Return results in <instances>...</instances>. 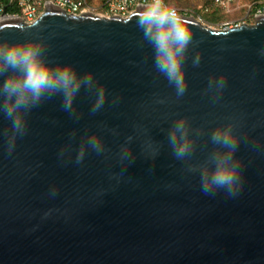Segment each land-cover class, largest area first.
Listing matches in <instances>:
<instances>
[{"label":"water","instance_id":"obj_1","mask_svg":"<svg viewBox=\"0 0 264 264\" xmlns=\"http://www.w3.org/2000/svg\"><path fill=\"white\" fill-rule=\"evenodd\" d=\"M144 5L123 16L47 3L34 21L0 20V38L35 39L51 61L95 82L72 110L60 95L33 108L11 151L0 113V264H264V14L222 28L180 14L193 42L177 96L137 26ZM221 79L222 89H208ZM97 90L104 104L93 112ZM180 118L191 160L175 159L168 143ZM229 123L240 136L242 184L234 195H206L190 169Z\"/></svg>","mask_w":264,"mask_h":264},{"label":"clouds","instance_id":"obj_2","mask_svg":"<svg viewBox=\"0 0 264 264\" xmlns=\"http://www.w3.org/2000/svg\"><path fill=\"white\" fill-rule=\"evenodd\" d=\"M187 24L177 9L166 4L165 0H146L144 10L137 14V26L154 50V67L175 87L177 96L183 95L187 89L183 66L193 42V34ZM193 64L198 66L199 59H194ZM224 85L223 79L209 80L208 89H222ZM82 87H95L93 75L81 76L70 63L51 61L41 42L0 38V113L11 125L9 151L13 147L12 140L25 133V117L33 108L54 95H60L64 110H72L73 100ZM103 104V91L97 90L92 111L99 110ZM8 134L5 130L4 135ZM167 135L174 158L191 160L194 141L190 138L191 130L186 120H175ZM209 139L215 150L202 164L190 170L199 172L201 190L206 195L219 190L234 195L242 184L241 162L236 156L240 136L235 126L229 123L214 129ZM128 140L131 141L132 137ZM88 147L98 153L103 150L95 137H89ZM82 158L83 153L77 161H82Z\"/></svg>","mask_w":264,"mask_h":264},{"label":"built area","instance_id":"obj_3","mask_svg":"<svg viewBox=\"0 0 264 264\" xmlns=\"http://www.w3.org/2000/svg\"><path fill=\"white\" fill-rule=\"evenodd\" d=\"M94 1L96 2V0ZM216 1L227 7L233 0ZM47 3L58 5L72 13H97L96 5H92L89 0H0V20L20 17L27 22L34 21L43 13L45 10L44 5ZM145 3L146 0H102L100 7L105 9L108 15L126 16L137 8L138 4ZM244 4L247 6V12H254V16L264 14V0H252L250 3L245 2ZM238 7L239 5H237Z\"/></svg>","mask_w":264,"mask_h":264},{"label":"rangeland","instance_id":"obj_4","mask_svg":"<svg viewBox=\"0 0 264 264\" xmlns=\"http://www.w3.org/2000/svg\"><path fill=\"white\" fill-rule=\"evenodd\" d=\"M92 5H96L99 15H108L105 9L101 8L102 0H89ZM252 0H233L227 7L216 0H165L166 4L174 6L179 14L191 15L201 23L215 28H222L240 22L253 23L256 16L254 12H247L245 2ZM237 5L239 7L237 8Z\"/></svg>","mask_w":264,"mask_h":264}]
</instances>
